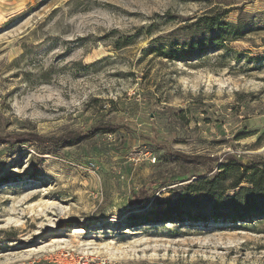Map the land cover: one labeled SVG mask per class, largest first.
I'll list each match as a JSON object with an SVG mask.
<instances>
[{
  "label": "rangeland",
  "instance_id": "obj_1",
  "mask_svg": "<svg viewBox=\"0 0 264 264\" xmlns=\"http://www.w3.org/2000/svg\"><path fill=\"white\" fill-rule=\"evenodd\" d=\"M228 156L264 159V0H0V264H264V215H168Z\"/></svg>",
  "mask_w": 264,
  "mask_h": 264
},
{
  "label": "trees",
  "instance_id": "obj_2",
  "mask_svg": "<svg viewBox=\"0 0 264 264\" xmlns=\"http://www.w3.org/2000/svg\"><path fill=\"white\" fill-rule=\"evenodd\" d=\"M230 10L224 9L216 12L214 16L201 17L200 22L204 26H213L220 34L232 32L234 34L232 39H236L242 35L243 30L241 23H231L223 19L224 14ZM127 41L129 42L125 43L129 44L132 40ZM190 47L196 46L190 44ZM103 131L111 133L113 128H104ZM149 143L154 144V142ZM35 144L38 145L36 142ZM183 169V173H185L193 170L194 167L191 163L190 166L186 165ZM209 169L208 167L207 170L209 171ZM152 185L153 183L142 184L137 189L130 190L127 198L128 205H140L144 201H148ZM184 188L188 193H201L200 200L194 201L196 199H192L193 197L190 195L186 198L183 195H177L173 200V206L168 210L170 211L168 215H176L179 218L185 216V220L217 218L226 221H244L259 217L264 215V159L242 162L234 156H228L225 161L218 164V168L211 177L202 176V174L195 176L194 180L185 183ZM201 204L208 206L209 211L192 218V215L189 212L185 213L181 207Z\"/></svg>",
  "mask_w": 264,
  "mask_h": 264
},
{
  "label": "built area",
  "instance_id": "obj_3",
  "mask_svg": "<svg viewBox=\"0 0 264 264\" xmlns=\"http://www.w3.org/2000/svg\"><path fill=\"white\" fill-rule=\"evenodd\" d=\"M68 255H70L69 253H66L65 257H67ZM54 262L58 263V264H103V262H98V263H95L92 259L88 258V257H81V258H78L75 262H67V261H61V259L59 260V258H56L54 259Z\"/></svg>",
  "mask_w": 264,
  "mask_h": 264
}]
</instances>
